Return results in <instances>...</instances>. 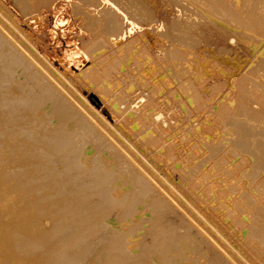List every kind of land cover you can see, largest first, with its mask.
Returning a JSON list of instances; mask_svg holds the SVG:
<instances>
[{"label": "bare ground", "instance_id": "bare-ground-1", "mask_svg": "<svg viewBox=\"0 0 264 264\" xmlns=\"http://www.w3.org/2000/svg\"><path fill=\"white\" fill-rule=\"evenodd\" d=\"M14 1L22 13L26 11L29 13L31 11L28 12V10L39 7L42 2L50 4L55 0H38L39 2L33 5L31 0ZM78 1L83 4L82 14L86 16L88 25L92 29L96 27L97 30H101L106 35L108 32L117 33L121 31L125 25L122 13L140 26L152 24V21L156 19L152 8L144 0ZM161 1L178 12L177 16L172 19L171 25L169 27L166 25V28L171 29L172 40L178 45H192L198 36L212 35L208 29L206 31L199 29L202 19L197 18H205L201 16V12L199 14L200 9L203 14L209 16V19L214 20V26L213 24L210 25L213 28H216L215 22L221 26L219 29L222 26L223 30L226 29L225 27H230L231 33L226 30L224 32L230 34L232 40L234 38L239 40L235 32H238L239 25L236 28L233 25L234 22H242L245 25L244 27L247 25L250 29L261 26L264 31V17L261 13L253 11L251 6L254 3L256 4L258 0H244V4L242 0H200L203 6V3L206 4L204 7L208 8L207 10L203 9L198 4L199 2L195 4L196 0ZM189 1L190 3H188ZM202 1L204 2L202 3ZM242 4L246 6L242 8ZM257 4L262 6L259 1ZM244 8L245 11L250 10V13L252 11L253 16L250 15L252 18H249V16L240 17V12ZM253 8L256 7L253 5ZM263 9L260 7V10L263 11ZM121 10L122 13H120ZM255 13L258 14L259 20L258 18L256 20ZM233 19H236V21ZM229 21L234 22L231 24ZM241 30L239 33H241ZM216 31L221 33L222 29ZM247 31V33L250 32ZM251 33H253L252 30ZM226 34L224 33V35ZM240 36L242 38V35ZM254 36H257L256 39H258L257 34ZM246 41L245 43H247ZM116 53V57L129 55L128 51ZM169 55L167 56L166 52L167 58L165 59H169ZM262 60L264 59L262 58ZM40 65L42 64L36 60L35 56L6 29H3L0 24V264H206V260L211 259L214 255L216 257L221 249L216 244L213 246L214 242L209 243L208 241L211 239H205L208 237L207 235L204 238L198 223L201 219L196 223V225L199 224V227L194 226L193 221L190 222L192 225L189 223L191 219L188 214H191L193 210L186 209V212L185 208H187L186 204L190 206H193V204L184 202V199L180 197V201L182 199L184 202L183 206L185 205V208H182L183 212L184 210L185 213L190 211L187 214L190 220L184 218L186 215H182L183 212L181 217L177 211L179 207L174 206L172 202L176 201L175 197L172 196V200H169L168 198L171 196L167 197L168 195L162 192L159 193L164 196H159L158 187L155 186L157 182L150 175L151 172L149 173L151 177L147 176L148 173L146 172L145 174L141 173L134 165L136 163L130 153L113 144V140L105 133L102 122L92 116L93 114L89 108L65 92L61 84ZM249 84L246 85L249 86ZM239 88L242 89L240 86ZM185 89L187 90L189 87H181L184 94ZM191 90H193V94L190 95L192 91L190 94L187 92L188 97L183 99V106L190 107L191 104H198L197 91L194 88ZM238 91L237 96H240ZM261 95L263 97L261 100H263L264 94L261 93ZM92 100L95 104H99V100L102 101L100 98L95 97H92ZM241 102L239 101V103ZM237 103H235L234 108H236ZM249 106L247 109L251 110ZM257 107L264 112V101L261 103L262 108ZM230 111L229 108L227 112ZM233 121L235 127L236 125L238 127L242 126V123H238L236 118ZM229 124L231 126L233 123L229 122ZM195 136L197 139L202 140L201 137ZM252 136V141L250 143L247 141L248 145L245 144V141H242L244 138L239 142H243L242 145H246L250 149L251 147L254 149L257 143L258 145L259 143L262 144L264 147V139H259V135L255 133ZM209 137L211 139L210 135ZM150 140H152V136L147 135L140 142L146 148L147 145H151H149ZM207 141L202 140V142H199V149L211 151L212 142ZM236 169L238 171V168ZM190 173V170L187 169L185 179L189 180V176L193 174ZM223 174L226 176V173ZM146 176L153 179L155 185L151 179L152 183L149 182ZM225 176L220 175L223 178ZM232 176L233 174H229L224 179L231 180ZM224 183H227V181ZM252 184L253 182L250 185ZM155 192L158 193L157 196H154ZM175 196L177 197L176 194ZM177 204L181 205L178 202ZM174 207H177V209ZM200 223L202 224V222ZM259 225L261 224L259 223ZM246 229L248 230V228ZM249 229L251 230V228ZM256 229H254V235L250 236L253 242L255 240V251L251 250L249 256L246 254L242 256L240 254L242 252L238 251V255L242 256V258L237 256L238 260L242 259L239 260L241 264H253L251 259L257 260V264H264L263 228L258 230L260 231L259 234ZM204 231H208V229ZM204 231L203 233H206ZM214 231H217V229ZM246 237L249 236L246 235ZM243 241H245V238ZM247 243H249L248 240ZM249 244L252 245V242ZM215 246L216 250H214ZM251 247L253 248V246ZM222 252L220 253L221 256L223 254L226 256ZM221 256L218 260H215V262L217 261L216 264H240L237 259V262H232L231 258L224 256L225 259L228 258L225 260L223 256L221 259ZM228 260L230 263L227 262Z\"/></svg>", "mask_w": 264, "mask_h": 264}, {"label": "rangeland", "instance_id": "rangeland-1", "mask_svg": "<svg viewBox=\"0 0 264 264\" xmlns=\"http://www.w3.org/2000/svg\"><path fill=\"white\" fill-rule=\"evenodd\" d=\"M39 1L31 0V4H37ZM144 1L152 8L156 21H152V24L149 25H141V27L121 10L125 25L121 31L108 32L107 35L101 30H97L96 27L92 29L88 25L86 16L82 14L83 4L78 0H55L50 4L42 2L39 7L28 10L31 12L27 13L26 11V14L17 8L14 0H0V24L35 56L36 60L42 64L40 66H43L61 84L65 92L89 108L92 116L102 122L104 131L113 140V144L130 153L136 163L134 165L141 173L145 174L146 172L147 176L152 175V178H155L156 185L153 179L146 176L149 182L153 181L154 185L158 187V193L162 192L166 193L167 197L171 196L168 198L169 200H172V196L175 197L176 201L172 202L174 206L179 207V209L174 208L177 209L180 216L185 208L184 202L193 204V206L186 204L185 210L190 209L193 212L188 214L190 211L185 213L184 210L182 215L186 216L183 217L187 220L191 219L189 223L193 221L194 226L201 219L198 222L200 225H198L204 238L208 236L205 239L209 240L210 238L211 240L208 242H214L213 246L216 244L221 249L220 252L217 250L219 252L216 255L217 258L215 255L212 256L214 261L211 258L206 260V264H214L215 260L221 256L222 251L226 256L230 254L227 257L231 258L232 262H239L242 260V256L245 254L249 256L251 250L255 251V240L253 242L250 238L251 235H254V229L257 228L259 234L258 230L263 228L262 235H264V227L261 226H264V147L260 143L259 145L257 143L254 149L253 147L251 149L248 147V149L246 145H242L244 141L248 145L252 141L254 133L259 135V139H264V134H262L264 132V112L257 107H261V103L264 101V99L261 100L263 98L261 93L264 94V60H262V58L264 59V31L261 26L258 27L262 31L258 27L250 29L247 25L244 27L242 22L232 21L236 28L239 25L238 32L235 31L239 40L235 38L232 40V36L224 32L225 30L229 32L230 27H225L226 29L223 30L222 26L221 33L223 34H221L216 31H221L219 29L221 26L215 22L216 28H213L214 20L210 18L212 21H209V16L203 14L200 9L199 14L202 13L201 16L205 18H197L202 19V21L199 20L201 23L199 29L203 31L208 29L212 35L198 36L192 45H178L171 38V29L166 28V25L168 27L171 25L172 19L177 16L178 12L161 0ZM242 1L244 4V0ZM258 1L263 7L257 4ZM258 1H256L257 6L253 2L252 10L261 13L264 17V9L260 10V7L264 8V0ZM196 2H199L198 4L203 9H208L204 7L206 6L204 1H202L204 6L200 0H196L195 4ZM243 4L242 8L246 6ZM253 5L256 8H253ZM242 10L240 17L249 16L252 18L250 17L252 11L250 13V10H247L248 14L245 8ZM257 13H255L256 20ZM233 20L236 21V19ZM229 22L232 24L231 21ZM212 24L213 26H210ZM240 30L241 33H239ZM247 30L250 32L247 33ZM251 30L254 34L251 33ZM256 34L258 39H256L257 36H254ZM259 50L263 53L260 54ZM124 51H128L129 55L126 57L115 56L116 52L123 53ZM175 51L178 53L176 54ZM166 52L167 56L171 54L169 55L171 59H165L167 58ZM174 55L176 56L174 57ZM246 84H249L250 87ZM181 87H189V89H187L188 91L185 89L184 94ZM193 88L198 94V104H191L190 107L183 106V99H186L191 91L190 95L193 94V90H191ZM237 91L240 96H237ZM92 97L100 98L102 101L99 100V104H95ZM239 101H242L243 104ZM235 103H237L236 108H234ZM247 105L251 110L247 109ZM192 106L193 108H191ZM229 108L231 111L227 112ZM235 118L238 123H242V126L236 125L235 127L233 121ZM251 118L252 120H250ZM228 121L233 124L230 126ZM245 132L248 134L247 136ZM207 134L211 136V139ZM147 135L152 136V140H150L151 143L149 142L151 145H147L145 148L140 141ZM195 135L198 138L201 137L202 140L212 142L211 151L199 149V142L202 140L197 139ZM194 140L196 141L194 142ZM241 140L242 143L239 142ZM196 144L199 146L197 147ZM151 146L153 147L151 148ZM222 153L226 154V157ZM208 155L210 156L208 157ZM207 158L210 160L208 161ZM233 166H236L238 171ZM187 169L190 170V174L193 173L190 175L191 179L189 176L191 182L185 179ZM222 173H226V176L229 174L235 176H232L231 180H225L224 178L227 177ZM219 174L225 177H220ZM224 180L229 185L224 183ZM251 182H253L252 185H250ZM157 192L154 196H157ZM160 193L158 195L162 196L163 194ZM178 195L179 200L177 201ZM180 197L184 199V202L182 199L180 201ZM207 229L208 231H204ZM216 229L218 234L217 231H214ZM248 231H251L252 234ZM244 233L249 237H246ZM244 238L245 241H243ZM247 240L249 243L252 242V245L247 243ZM216 246L214 250H216ZM238 251L242 252L239 260ZM215 253L217 254V252ZM203 261L205 262V260ZM251 261L253 264H257V260L251 259ZM227 262L230 263L229 260Z\"/></svg>", "mask_w": 264, "mask_h": 264}]
</instances>
